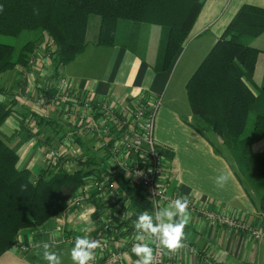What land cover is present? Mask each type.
<instances>
[{
  "label": "crops",
  "instance_id": "0c3cea01",
  "mask_svg": "<svg viewBox=\"0 0 264 264\" xmlns=\"http://www.w3.org/2000/svg\"><path fill=\"white\" fill-rule=\"evenodd\" d=\"M246 4L264 6V0H204L186 43L167 70L159 69L164 45L162 27L122 22L117 45L97 46L94 40L89 41L81 54L60 69L59 76L55 77L53 64L45 72L30 66L10 71L2 96L16 99L17 110L0 126V135L17 151L18 167L38 173L45 165L50 148H60L72 154L75 151L89 156L98 154L92 141L84 136L74 141L70 149H64L66 143L59 140L62 131L58 136L54 129L39 127L35 120H31L35 99L42 95L39 88H54L58 93L60 77L68 79L70 86H66L67 89L71 87L74 92L75 89L92 90L98 98L108 96L124 105L142 96L158 95L162 104L157 115L155 137L172 153L169 191H181L196 202H209L261 232V236L255 238L248 230L218 225L189 212V223L184 230L186 246L176 252L167 250L168 261L180 259L181 264H264V225L260 224L258 197L249 192L247 181L239 177L230 153L221 148L217 153L207 134L204 136L188 123L194 119L186 84ZM250 43L261 49L254 76L255 84L261 86L264 83V33L251 39ZM42 116L56 120L58 130L62 127L66 131L75 130L73 119L57 111L52 104ZM261 147H264V141ZM221 173H229L231 177L222 189L215 184V178ZM93 212L94 205L88 203L69 216L59 214L32 231H25L23 235L28 239V250L23 252L18 245L0 255V264H47L42 259L45 244L62 253L63 264H72L69 251L74 245L62 243L65 232L90 235L100 242L95 253L98 249L102 252L99 226ZM85 228L87 233L81 231ZM132 245L131 242L115 241L114 246L124 253L121 264H136L138 258L131 253ZM99 263L104 264V259Z\"/></svg>",
  "mask_w": 264,
  "mask_h": 264
},
{
  "label": "trees",
  "instance_id": "16d2710c",
  "mask_svg": "<svg viewBox=\"0 0 264 264\" xmlns=\"http://www.w3.org/2000/svg\"><path fill=\"white\" fill-rule=\"evenodd\" d=\"M203 3L204 0H0V5L4 6V11L0 12V35L20 41H0V126L17 110L16 99L2 96L7 75L16 67L30 66L29 60L40 44L47 43L52 48L56 77L62 67L88 46L91 17L99 18L94 44L104 47L118 44L122 22L157 24L164 31L159 69L167 70L186 43ZM263 33L264 6L243 5L186 84L194 119L188 123L205 136L194 123L201 120L217 138L223 139L219 145L234 159L237 173L247 181L249 192L258 197L261 225H264V147H261L264 83L255 84L261 49L252 46L250 40ZM39 90L48 105L57 99L56 89L41 87ZM31 120L39 127L54 129L58 136L62 131L59 140L64 142L72 131L63 127L58 130L56 120L35 111ZM212 143L220 153V147ZM163 152L172 157L170 150L165 148ZM68 155L60 157L54 167L44 165L38 173L20 169L17 151L0 135V255L20 242L28 244L23 235L25 231H32L57 217L80 187L95 176H102L97 170L98 155L71 158L76 163L69 170L65 167L66 160L70 159ZM114 180L124 186L126 195L108 207L91 200L94 220L113 210L121 212L118 203L125 204L129 199L133 214L123 222L131 226L129 229L145 210L154 218L153 206L148 200L131 186L124 185L120 175ZM23 184L27 185L26 191H21Z\"/></svg>",
  "mask_w": 264,
  "mask_h": 264
},
{
  "label": "built area",
  "instance_id": "2783aa9c",
  "mask_svg": "<svg viewBox=\"0 0 264 264\" xmlns=\"http://www.w3.org/2000/svg\"><path fill=\"white\" fill-rule=\"evenodd\" d=\"M52 48L47 43H42L35 49L29 60L32 68L45 72L52 65ZM57 99L52 103L53 107L72 118L75 130L65 138L64 149H70L76 138L87 137L97 149L99 168L102 176L90 179L80 187L68 201L65 210L60 214L69 216L91 200L103 203L108 207L122 195H126L124 186L120 185L115 176L123 178L124 185H129L153 206L155 212L169 205L171 200L177 197H187L190 201L189 212L196 213L210 222L218 225H227L232 228L248 230L255 238L261 236L259 230L254 229L249 223L241 221L239 217L231 213L216 209L209 202L201 200L196 202L181 191L171 192L168 189L169 165L167 156L155 137L157 115L162 104V98L155 95H146L133 99L128 105L112 100L108 96L98 98L92 90L78 91L69 87L67 78L60 77L58 80ZM47 99L38 95L34 103V111L45 114ZM41 114V115H42ZM78 135V136H77ZM66 150L50 148L45 156V167L51 168L57 165L60 157L70 156L65 162V167L73 169L71 158H78L81 153L77 151L66 153ZM120 202V201H118ZM130 199L125 203H118L121 212L113 210L106 216L97 219L99 235L103 250L98 249L94 263L104 259V264H121L124 253L122 249L114 246L115 241L135 242L134 228L123 224L132 217ZM92 204V203H91ZM118 219V220H117ZM155 222V220H154ZM123 234V235H122ZM77 235L63 233L62 243L74 245ZM118 237V238H117ZM146 240L152 239L145 234ZM20 249L28 250V245L20 242ZM154 248L153 264H181V260L168 261L167 249L151 245Z\"/></svg>",
  "mask_w": 264,
  "mask_h": 264
},
{
  "label": "clouds",
  "instance_id": "9594fccd",
  "mask_svg": "<svg viewBox=\"0 0 264 264\" xmlns=\"http://www.w3.org/2000/svg\"><path fill=\"white\" fill-rule=\"evenodd\" d=\"M4 6L0 5V12ZM36 14V13H34ZM229 173H221L215 178L217 188H223L230 180ZM27 185H21V191H26ZM189 199L177 197L169 202L167 207L155 212L153 215L147 210L140 213L135 221V242L131 247V253L138 259L136 264H153L154 248L151 245L162 247L171 252H176L186 246L185 227L189 223ZM87 233L88 229H81ZM145 234L152 239L146 240ZM100 247L99 240L90 235H77L74 239V246L70 249L69 255L72 264H93L96 258L95 250ZM42 259L47 264H63L62 253L51 250V245L43 246Z\"/></svg>",
  "mask_w": 264,
  "mask_h": 264
},
{
  "label": "rangeland",
  "instance_id": "374dc122",
  "mask_svg": "<svg viewBox=\"0 0 264 264\" xmlns=\"http://www.w3.org/2000/svg\"><path fill=\"white\" fill-rule=\"evenodd\" d=\"M98 28H99V18L97 16H93L91 17V21H90V26H89V30H88V34H87V40L91 42V40L93 41L94 38L97 36L98 33ZM262 35V34H261ZM0 41L1 42H5V43H19L20 41H18V39H14V38H10V37H6V36H1L0 35ZM1 97V96H0ZM194 123L205 133L207 134V136L210 138V140L212 142H214L217 146H219L221 149H223L224 151L227 152V149L225 147H223L221 144L222 142H220V140L214 135L213 132H211L206 125L201 121V120H195ZM172 161V159H168V164H170ZM235 167V166H234ZM237 171V169H235Z\"/></svg>",
  "mask_w": 264,
  "mask_h": 264
},
{
  "label": "water",
  "instance_id": "95a60500",
  "mask_svg": "<svg viewBox=\"0 0 264 264\" xmlns=\"http://www.w3.org/2000/svg\"><path fill=\"white\" fill-rule=\"evenodd\" d=\"M218 139L220 140V142H222V143L224 142L223 139H221L220 137Z\"/></svg>",
  "mask_w": 264,
  "mask_h": 264
}]
</instances>
